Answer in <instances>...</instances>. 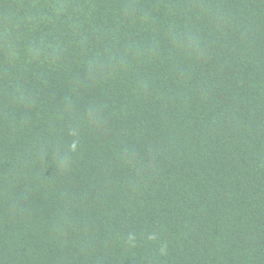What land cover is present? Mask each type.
I'll use <instances>...</instances> for the list:
<instances>
[{
    "label": "trees",
    "instance_id": "obj_1",
    "mask_svg": "<svg viewBox=\"0 0 264 264\" xmlns=\"http://www.w3.org/2000/svg\"><path fill=\"white\" fill-rule=\"evenodd\" d=\"M0 264H264V0H0Z\"/></svg>",
    "mask_w": 264,
    "mask_h": 264
}]
</instances>
